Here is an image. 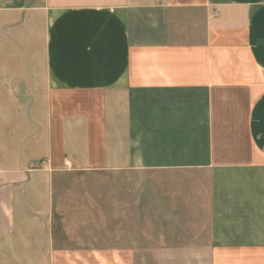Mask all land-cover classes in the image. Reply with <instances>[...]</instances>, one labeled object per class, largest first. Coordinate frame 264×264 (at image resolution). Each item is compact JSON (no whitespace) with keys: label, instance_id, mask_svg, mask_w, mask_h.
<instances>
[{"label":"crops","instance_id":"1","mask_svg":"<svg viewBox=\"0 0 264 264\" xmlns=\"http://www.w3.org/2000/svg\"><path fill=\"white\" fill-rule=\"evenodd\" d=\"M138 253L264 264V0H0V264Z\"/></svg>","mask_w":264,"mask_h":264},{"label":"rangeland","instance_id":"2","mask_svg":"<svg viewBox=\"0 0 264 264\" xmlns=\"http://www.w3.org/2000/svg\"><path fill=\"white\" fill-rule=\"evenodd\" d=\"M98 188L99 187H88V188H73V189H60L59 190V199L61 201V209H60V222L61 225L59 226V229L62 232H64L65 234L67 232H81L82 234H85V230H87V226H81V225H63L62 221H66L65 219H69L70 216H68L70 214V210L69 207L71 205L70 201L73 197H78V199L80 200L82 197H86L88 196V191H91L93 194L97 195L98 194ZM75 191V192H74ZM84 192V193H83ZM91 193V194H92ZM67 231V232H66ZM67 235V234H66ZM107 257V259H109L111 262L114 263H118L117 260V256H105ZM70 260H72L73 262L70 263ZM135 260H136V264H156V260L152 258L151 253H138L135 254ZM68 262L70 264H97V262H99L98 258L95 257V259L93 257H77L75 259H69Z\"/></svg>","mask_w":264,"mask_h":264}]
</instances>
